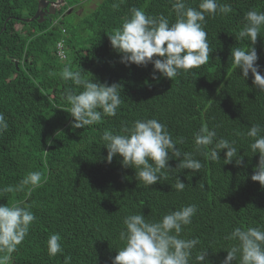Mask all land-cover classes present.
<instances>
[{"label":"trees","instance_id":"trees-1","mask_svg":"<svg viewBox=\"0 0 264 264\" xmlns=\"http://www.w3.org/2000/svg\"><path fill=\"white\" fill-rule=\"evenodd\" d=\"M39 1L0 0V264H264V0Z\"/></svg>","mask_w":264,"mask_h":264},{"label":"water","instance_id":"water-1","mask_svg":"<svg viewBox=\"0 0 264 264\" xmlns=\"http://www.w3.org/2000/svg\"><path fill=\"white\" fill-rule=\"evenodd\" d=\"M63 3H64V0H57L54 3H50V2H48V0H40L39 6H38V11H37L36 15L33 18L28 19L26 21L32 22L34 20H38L39 23H42V22H44V16L46 14V11H45L46 9L49 10L48 11L49 15H54L56 13L57 8L60 5H63Z\"/></svg>","mask_w":264,"mask_h":264},{"label":"built area","instance_id":"built-area-1","mask_svg":"<svg viewBox=\"0 0 264 264\" xmlns=\"http://www.w3.org/2000/svg\"><path fill=\"white\" fill-rule=\"evenodd\" d=\"M58 52L61 56H63L64 52H63V42L58 44Z\"/></svg>","mask_w":264,"mask_h":264},{"label":"rangeland","instance_id":"rangeland-1","mask_svg":"<svg viewBox=\"0 0 264 264\" xmlns=\"http://www.w3.org/2000/svg\"><path fill=\"white\" fill-rule=\"evenodd\" d=\"M97 2H101V0H97ZM85 4H87V3H85ZM91 7L93 8V7H95V5L93 4ZM83 8L86 10V13H89V11H87L86 6H83ZM68 17H73V15H68ZM66 20H70V19L69 18H66Z\"/></svg>","mask_w":264,"mask_h":264},{"label":"flooded vegetation","instance_id":"flooded-vegetation-1","mask_svg":"<svg viewBox=\"0 0 264 264\" xmlns=\"http://www.w3.org/2000/svg\"><path fill=\"white\" fill-rule=\"evenodd\" d=\"M56 1H57V0H56ZM56 1H49V0H48V2H50V3H54V2H56ZM49 6H50V5H49ZM57 9H58V8H57ZM72 9H74V8H71L70 10H72ZM45 11H46V15H45V18H46L47 16H49V15H48V11H49V10L46 9ZM45 18H44V20H45Z\"/></svg>","mask_w":264,"mask_h":264},{"label":"clouds","instance_id":"clouds-1","mask_svg":"<svg viewBox=\"0 0 264 264\" xmlns=\"http://www.w3.org/2000/svg\"><path fill=\"white\" fill-rule=\"evenodd\" d=\"M65 3H66V0H64V3H63V4H65ZM70 11H71V10H69L68 13H70ZM61 42H63V40H61L59 43H61ZM59 43H58V44H59ZM57 48H58V45H57ZM59 55H60V54H59ZM64 55H65V54H63V56H61V55H60V56H61V57H64Z\"/></svg>","mask_w":264,"mask_h":264}]
</instances>
